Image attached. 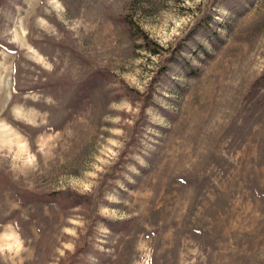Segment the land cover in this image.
Masks as SVG:
<instances>
[{
	"label": "rangeland",
	"instance_id": "374dc122",
	"mask_svg": "<svg viewBox=\"0 0 264 264\" xmlns=\"http://www.w3.org/2000/svg\"><path fill=\"white\" fill-rule=\"evenodd\" d=\"M0 264H264V0H0Z\"/></svg>",
	"mask_w": 264,
	"mask_h": 264
},
{
	"label": "trees",
	"instance_id": "16d2710c",
	"mask_svg": "<svg viewBox=\"0 0 264 264\" xmlns=\"http://www.w3.org/2000/svg\"><path fill=\"white\" fill-rule=\"evenodd\" d=\"M125 22L127 23L128 27L131 29L130 35L134 37L135 40H142V43L140 45L144 48H146L150 53L158 54L160 51V45L159 44H153V41L150 39L148 34L141 29L140 27H134L133 24L130 23V20L128 18L125 19ZM135 28V31H134ZM10 220V217H6L2 219L1 223L4 224Z\"/></svg>",
	"mask_w": 264,
	"mask_h": 264
}]
</instances>
